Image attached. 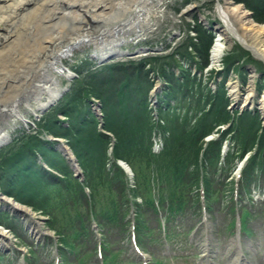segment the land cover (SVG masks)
Segmentation results:
<instances>
[{
    "label": "rangeland",
    "instance_id": "374dc122",
    "mask_svg": "<svg viewBox=\"0 0 264 264\" xmlns=\"http://www.w3.org/2000/svg\"><path fill=\"white\" fill-rule=\"evenodd\" d=\"M216 1L163 0L160 3L154 1L149 13L150 22L144 25V32L124 36L122 43L116 47L118 50L127 51V53L118 55V57L116 56L101 64L95 63V66L91 67L90 70L80 72L79 78L76 79H85L88 73L100 70L104 65L118 66L125 64L132 66L140 61H148L152 57L160 56L164 58L171 54L177 59L179 57L183 59L184 50L177 49V47L184 45L185 49L190 50L191 46L186 44L190 39L192 41L197 40L195 38L198 27L208 30V34L210 32L212 38L217 36L215 34H217L216 32L219 29H211L206 24L207 22L213 24L221 22L216 12L218 4ZM232 2L234 4H242L235 2V0H232ZM191 9L192 11H190ZM248 11L252 15V20L264 25V21H258L251 10ZM203 18H206V20L202 21ZM65 23L70 30L73 25H78V23L84 26L85 22L78 20L73 23L67 19ZM91 26L94 27V24H90ZM88 31L91 32L93 29ZM92 35L96 36L95 33H92ZM24 37L26 36L22 35L20 42L24 40ZM29 40L32 39L29 37ZM104 47L106 46L102 47L101 44L96 49L92 43L77 45V47L71 48L68 57L62 58L63 65L75 73V68L81 67V63H85L87 60H96L97 56L101 55L99 49ZM145 49L147 51L143 56H140L142 53L134 56L127 55L134 53V51L142 52ZM209 49L208 58L211 61V48ZM102 53H107L106 48H104ZM240 53L244 55L240 58L242 62L247 57L254 62V64L248 62L244 65L246 67L245 70H247L246 74H255V66L262 70L263 75L260 74L255 78L254 83L256 86L254 85V88L250 84L253 77H241L244 72L243 69L241 72L229 71L225 79H222V72L225 68L224 57ZM193 55L195 56V54ZM83 56L85 57L84 60L82 59ZM171 60L170 58L167 61L160 59L157 65H167L166 69H173L174 73L178 75ZM181 61L186 67H189L193 77L197 76L190 91H187L184 87L178 93L163 95L167 90L166 86H168L163 79V73H160L159 68L152 71L148 64L145 68L149 70L146 76H143L146 79L135 81L138 80L135 78V82H130L123 86L113 85L107 88V97L113 107L112 120L109 125L113 132L107 130L104 126L100 127L102 119L99 115L102 112L101 106L103 103L94 95L90 97L89 109L93 112L98 110L96 112L98 121L93 122L96 127L94 128L99 133L103 131L109 133V135L105 134L107 136L105 137L106 141H109L107 146L109 157L107 156V159L103 162L91 160V172L90 169L87 171L88 175L91 173V177H88L82 168L81 176L73 177L77 180L80 191L74 189L75 180L64 182L63 185H54L52 188L44 186L43 184L45 183H40L32 177L29 180L31 183L27 180L24 181L22 186L25 194L34 193L33 197L26 195L25 197L28 198L25 199L33 198L34 201L32 206L26 203L22 204L26 206L27 210H32V213L29 215L23 212V214L14 215L15 223L11 224L10 227L16 238L11 235L6 240L2 239L0 235V250L4 254L0 256V264H54V259L57 255L59 256V264H264V61L237 41H234L231 50L224 52L219 62H209L208 66L203 69V74L197 72L190 61ZM18 66L15 68L19 69L10 70L0 77V107L8 105L12 96L16 94L21 96V93L23 95V92H29L28 88L34 82L32 79V67L31 69L27 68V64H18ZM251 68L254 69L253 72ZM55 78L58 85L67 90L59 97L58 102L44 113L36 109V103L32 99L28 100V105L23 103L20 106L21 117L16 118L14 123L9 122L2 126L4 129L2 134L7 133L13 140L0 148V153L5 155L8 148L12 146V149H17V144L23 139L21 136L25 135V137H28V135L39 134L42 130L49 129L56 119L60 121L62 124L60 126L63 129H68L71 126L72 122L66 121L65 116L59 112V109L64 102L69 100L76 84L74 83L75 79L60 73L56 74ZM234 81H239V83L236 82L237 85H234L236 84L232 83ZM173 83L178 85L175 82ZM220 83H223L224 97L223 100L218 102L227 105L220 106L215 104L214 108L218 110V114L225 107L230 123L219 122L220 124H216L212 131L221 127L226 131V135L229 133L226 138L228 141L226 144L227 147L230 145V150L226 152L224 157H220V154L219 156L215 155L213 161H205L204 159V172L199 168L200 174L203 173L210 181L209 184L207 183L203 187L206 192L205 196H207L205 197V204L209 205L210 209L206 207L203 210L200 205V201L203 199H198V183L201 182L198 180L199 182L194 184L193 187H190L189 182L182 183L184 185V193H187V196L185 195L186 202L181 209L175 211V209H171V201H176V199L175 197L171 199V193H169L170 183L172 184L169 175H166L165 180L161 181V177L165 175L164 170L167 169L163 168L164 162L166 161L164 167L168 163L171 164L173 162L172 156L174 155L171 154L164 160L165 158L161 152L166 140L170 139L171 136L176 140L177 138L174 137L176 134L178 140L182 139L177 131L173 132L170 128L172 127L173 130L184 128L181 126L182 120L177 118L183 117V114L188 112L189 109L191 112H188V115L192 116V118L194 114L198 115L202 108L203 110L209 109L208 106L210 104L207 98L205 99V95H212V91L214 93ZM200 85V90L204 94L202 97L198 93ZM136 86L139 89L138 93L134 92ZM124 90L127 91L128 95L122 96L127 99L125 107L118 105L117 97ZM249 91L253 92V100L250 101L253 103L252 105L244 102ZM154 92L157 96H164V101L160 106H156L153 101L152 94ZM182 92L188 94L186 98L183 97ZM66 95L67 98H65ZM21 97L24 98L23 96ZM44 97L45 94H42L40 96L41 100L45 101ZM208 98L210 100L212 97ZM198 100L201 101L199 102ZM79 109L69 106L66 108V110L70 111L69 119L76 121V123H73L75 125L81 122L82 116L84 117V112ZM144 111H146L149 119V122L146 123L147 129L149 128L146 131L148 134L146 135V141L138 150L133 147L128 149L127 151L130 153L128 154V159L125 160L130 162L134 173L132 177L124 174L123 183L130 189L126 193L127 197L122 198L118 194H113L114 190L100 187L93 196L94 198L96 197L93 200L96 205L94 207L88 197L93 189L91 180L97 178L100 181L105 178L106 172L109 176L114 175L112 172L116 174L113 167L114 160L109 150L111 146L113 148L116 139L127 143L131 132L136 134L137 131H141V133H144ZM38 114L40 116L37 119ZM156 119H159L158 124H154ZM191 122V126L195 124L193 119ZM234 125H237L238 128L234 129ZM76 129L79 128L76 127ZM217 131H214L212 137H220V131ZM90 132L91 129H85L81 134L87 135ZM154 133H159L162 139V144L154 148L155 150H161V152L160 150L158 151L159 153H154L156 155L150 150L151 140L154 143L156 138L152 136ZM82 139L78 140L81 141ZM157 140L159 141L160 139L158 138ZM194 141L186 138L184 141L181 140L179 142V146L182 147V149L179 148L181 149L179 152L181 160L188 156L191 150L188 147L189 145L192 146ZM203 144L205 143L201 142V145ZM243 148L246 150L244 151ZM203 149L202 151H204ZM243 151L244 153L242 154ZM149 152L151 157L148 154ZM83 154L81 158L88 155L90 158L93 155L92 152L86 151ZM253 154H256V159L252 162L254 164L251 173L252 181L249 182L245 191L240 189L238 192L235 187L237 184L242 183V178L239 180L238 175ZM240 160L242 164L237 168ZM87 164H89V161ZM103 167L105 171L99 169ZM192 169L189 168V171H192ZM71 174L73 175L72 172ZM116 175H119V177L114 182L113 189L114 186L116 188L122 186V181L118 179L121 176L120 171ZM166 180L170 183L166 182ZM83 189L88 190V193L83 194L85 197L81 194ZM133 189L146 193L149 191L153 195L154 205L158 207L154 216L144 212L143 215L141 214V218L133 217L130 197L135 198V202L137 201L138 204L141 203V198L134 194ZM110 195L114 196L113 200L116 203H119L117 210L108 215L101 214L100 203L110 197ZM45 202L46 204L44 205ZM127 206L129 210L124 214L122 211ZM91 209L100 213L104 218L101 225L96 224L97 219L95 220L90 214ZM111 214L116 216L117 219H109L108 216ZM157 216L159 217L160 225L156 221ZM239 216H241V229L239 223H237ZM1 217L4 219L2 215ZM135 218L139 219V224H137L139 225L137 231L139 240L136 239V236L135 239L139 243V248L143 250L142 252L135 249L134 241L131 237L133 229L131 222ZM62 240L66 241L67 244L63 245ZM99 242H102L100 250L103 253L102 258L97 255L96 251ZM239 250L243 256H239ZM7 251L8 254L5 253Z\"/></svg>",
    "mask_w": 264,
    "mask_h": 264
},
{
    "label": "trees",
    "instance_id": "16d2710c",
    "mask_svg": "<svg viewBox=\"0 0 264 264\" xmlns=\"http://www.w3.org/2000/svg\"><path fill=\"white\" fill-rule=\"evenodd\" d=\"M237 3H242L245 5V7L248 10H251L252 14H254L255 18L258 21H264V0H235ZM196 41H192L191 39L188 40L187 46H191V50L185 49L182 45L181 47L178 46L177 49L184 50L186 52L182 54V58L180 57L177 59L173 57L174 55L171 54L169 56H165L164 58L160 56L152 57L148 61L142 62L140 61L139 63L133 64L132 66L130 65H104L102 69L100 70H95V71H89L91 73H88L86 75V78H82L81 80H78L75 78L74 83V90L72 94L69 97V100L63 103L62 107L59 109L60 113H62L65 116V120L68 122H72L71 126L68 129H63L60 125L59 120H55L53 122V125L50 126L49 129L47 130H42V132H39V134L35 135H28V137L25 135L21 136L23 138L18 144H17V149H12V147H9L6 154L0 153V190H2L3 193L6 195H10L14 198V200H17L19 202L22 201V203H26L30 206L33 205V198H30L29 200L25 199L28 197H25L28 195L29 197H33L34 193H26L23 191V186L22 183L24 181L30 182V177L36 179L40 183H45L43 184L46 187L52 188L54 185L60 184L63 185V183H67L70 180H75L74 184V189H77L80 191V188L78 186L77 180L72 176L71 170H70V165L67 164L65 158L60 154V151L58 150V143L56 141L48 140L47 136L52 134L56 137H64L66 139V143L70 146L71 150L73 153L76 155L78 162L83 170V172L88 176L87 171L92 168L91 160H96L98 162H103L107 159V156L109 157L107 153V146L109 141H106L107 137L105 133H99L96 131V127L93 125L94 121H98L96 119L95 114L93 111H91L89 103H90V97L94 95L96 98H98L103 105L101 106L102 109V123L103 126L107 130H111L109 125L111 122V114L113 111L112 104L110 105V100L107 97V88H110L113 85H118V86H123L124 84H129L130 82H135V81H140L144 78L143 76H146V73L149 69L145 68L146 65L148 64L150 69L156 70V68L160 69V73H163V79L167 83L168 86H166L167 90L164 92L163 95H168V93H178L179 91H182L183 88L185 87L187 91H190L193 88V82L195 81V78L191 74L189 67H186L184 63L181 60L184 61H190L195 68L197 72L204 73L203 69L206 68L209 64V48L211 45V42L213 41L211 33L206 29H202L198 27L196 29ZM176 49V51H177ZM195 54V56L193 55ZM243 54H236L232 56H225L224 57V71L222 72V79H225L229 69L235 65V63L242 58ZM88 56V55H87ZM246 57V56H245ZM84 56L82 59L84 60ZM171 60L173 62L175 69L178 72V75L174 73L173 69H166L167 65H157L158 61L160 59H165ZM246 60L250 61V58H245ZM86 61V60H85ZM169 62V61H168ZM96 61L95 60H87L85 63H81V67L75 68L77 74L79 75L80 72H85L86 70H90L91 67L95 66ZM108 66V67H106ZM158 66V67H157ZM142 77V78H141ZM137 78L138 80H135ZM135 80V81H134ZM173 82L177 83L178 85L174 84ZM223 82V81H221ZM201 85L198 87V93L200 96H204L202 90H200ZM134 92H139L138 87H135ZM215 93V94H214ZM212 92L211 94H206L205 99L209 101V109L200 110V113L198 115L194 114L193 118L192 116L188 115V112H191L189 109L188 112L183 114V117L178 120H182L181 126L184 127L183 129H172V131H177L178 135L181 136V140H185L186 138H189L191 141L195 140L192 144V146L189 145L190 153L188 154L187 157L182 158V160L179 158V152L182 149V147L179 146V142L181 140H178V136L175 134L174 137L177 138L176 140L172 138L166 140V144L163 148V157L166 160L169 155H174L172 156L173 162L170 164L168 163L166 167L165 162L163 168H167L164 170V174L161 177V181L165 178L166 175H169L170 177V182L166 180V182L170 183V192L171 193V199L175 197L176 201L173 200L171 201V209H181L184 206V203L186 202L185 195L187 196V193H184V185L182 184L183 182H189L190 187H193L194 184H197L200 180L201 182L198 183V186H203L205 187L206 184H209V178L204 176V174H200L199 168L202 172H204V167L205 164L203 163L204 159L205 161H213V157L219 156L220 153V145L222 143V139L226 137V131H221L218 138H215L214 140L205 142V145H201V142L203 141V136L206 134L210 133V131L213 130L216 124L224 123V122H229L228 121V114L227 111L224 107L222 112H218L215 108V104H219L220 106H224L227 104H223L221 101L223 100L224 97V92H223V83H220L217 86V89L215 92ZM183 97L186 98V95L184 92H182ZM127 95V91L124 90L123 92L117 96L118 97V105L125 107V104L127 102V99H124L122 96ZM160 96V100L164 99V96ZM128 96V95H127ZM212 97L210 100L208 97ZM67 98V95L66 97ZM203 100V98H201ZM201 100H198L199 102ZM74 107V108H80L79 110L84 112V117L82 116L80 119L81 122L79 124L75 125L73 123H76V121L70 120L69 119V114L70 111L66 110L67 107ZM112 107V108H111ZM212 108V109H211ZM211 109V110H210ZM195 112V111H194ZM210 117V119H208ZM144 133H141V131H137L135 134L134 132H131L129 135V138L127 139V143L124 141H117L115 140L116 143L113 145V148L111 150V155L113 157V167L115 169V172L117 174L118 171H120V178H118L120 181H122V186L125 185V187H117L114 186V182L117 180V177L119 175H116L115 173L112 172V176H109L106 172L105 178L101 179L100 181L97 180V178H94L91 180V186H92V191L89 194V199L90 203L95 207V202L93 201L95 198L94 193L98 188L100 187H105L108 190H114L113 194H118V196L122 198H126L127 195L126 193L130 191V189L127 188V185L123 183L125 176L124 173L122 172L121 168L115 163L116 159H122V160H127L128 159V154L130 153L127 151L128 149H131L132 147L135 148L136 150L140 149L141 146L145 143L146 135L147 134V127L146 123L149 122V119L147 118L146 111H144ZM192 119L194 120L195 124H192ZM227 119V120H226ZM54 121V120H53ZM172 121V120H171ZM180 126V127H181ZM78 127L79 129H76ZM95 127V128H94ZM103 127V128H104ZM238 128L237 125H234V129ZM85 129H91V132L87 135L81 134L82 131ZM82 130V131H81ZM113 132V130H111ZM149 133V132H148ZM83 138L81 141L78 139ZM124 139V138H123ZM187 144V143H186ZM91 147H90V146ZM204 149H203V148ZM245 147V146H244ZM11 148V149H10ZM181 148V149H179ZM202 149L204 151H202ZM244 151L246 150L243 148ZM92 152L93 155L89 158L88 156H84V158H81V155H84L83 152ZM242 152V154L244 153ZM126 152V153H125ZM149 156L151 157L150 152L148 153ZM200 155V158H199ZM256 154H253L249 157L248 162L244 169L241 172V177L240 179L242 180V183L239 185V190L242 189L245 191L247 185L249 184L250 181H252L251 173L253 170L254 164L252 162L255 161ZM83 159V160H82ZM89 161V164L87 162ZM41 162H44L50 170L56 171L59 175H56L52 171L50 172L49 170H46L42 165ZM126 162V161H125ZM130 164V162H128ZM131 165V164H130ZM189 168H193L192 171H189ZM98 169V168H97ZM102 171L104 170L103 168H99ZM105 173V172H104ZM73 178V179H70ZM165 180V179H164ZM31 183V182H30ZM29 183V184H30ZM183 185V186H182ZM66 187V185H64ZM197 186V187H198ZM163 189V188H162ZM117 192V193H116ZM134 194L137 195V197L141 198V203L138 204L137 201L135 202V198H131V208L134 209L135 212V217L141 218V214L143 215L144 212L149 214L150 216H154L157 212V206L154 205V200H153V195L148 191V193L144 191H137L133 189ZM205 192V188H204ZM88 193L83 189V193L85 194ZM132 195V194H131ZM206 195V192H205ZM84 196V195H83ZM133 196V195H132ZM85 197V196H84ZM112 195L110 197L106 198L102 203H100V213L108 215L110 213L116 212L117 210V205L119 203H116L113 200ZM207 197V196H205ZM199 199V196H198ZM206 200V198H205ZM46 202L44 203V205ZM201 205V204H200ZM125 206V205H124ZM208 207L210 209L209 205H205V208ZM128 206L126 209H124L122 212L126 214L128 212ZM95 212L93 209H91L90 214L95 218L96 224L101 225L102 221L104 218L102 215ZM109 219H117L116 216H113L112 214L108 216ZM105 218V219H108ZM135 218V228H136V239L137 238V231L139 224V219ZM51 220V219H50ZM156 221H158L159 224V217H156ZM141 226V224H140ZM159 227V226H158ZM63 245L67 244L66 241L62 240L61 241Z\"/></svg>",
    "mask_w": 264,
    "mask_h": 264
},
{
    "label": "bare ground",
    "instance_id": "6f19581e",
    "mask_svg": "<svg viewBox=\"0 0 264 264\" xmlns=\"http://www.w3.org/2000/svg\"><path fill=\"white\" fill-rule=\"evenodd\" d=\"M154 1L160 3L163 0H0V77L10 70L19 69L15 68L18 64H27V68L32 67L34 81L28 88L29 92L21 93L24 98L16 94L8 105L0 107V142L8 137L6 133L2 134V126L21 117L20 106L23 103L28 105V100L32 99L39 110L61 92L63 88L55 77L58 73L66 77L71 74L62 62L71 48L92 43L96 49L102 44L107 52H112L122 43L124 36L144 32V25L150 22L149 13ZM216 3L221 22L214 23L215 26L206 23L211 29H219L210 45L212 63L219 62L224 52L232 49L234 41L264 61V25L251 19L252 15L244 4H234L232 0H217ZM67 19L73 23L78 20L85 23L84 26L80 23L73 25L69 30L65 23ZM91 29L93 31L89 32ZM22 35L26 37L20 42ZM141 53L143 56L146 52ZM248 62L254 64L252 60H238L230 69L235 72L243 69L241 77H253L250 84L254 88L255 78L262 74V70L255 66V75L246 74L244 65ZM42 94H45V101L40 98ZM252 94L249 91V96L244 99L248 105L253 104L250 102ZM125 170L128 173L126 167ZM12 205L30 212L21 205L13 202ZM0 233L2 239L10 238L2 229Z\"/></svg>",
    "mask_w": 264,
    "mask_h": 264
},
{
    "label": "water",
    "instance_id": "95a60500",
    "mask_svg": "<svg viewBox=\"0 0 264 264\" xmlns=\"http://www.w3.org/2000/svg\"><path fill=\"white\" fill-rule=\"evenodd\" d=\"M79 45H80V44H79ZM79 45H78V46H79ZM76 47H77V46H76ZM146 51H147V50L145 49L144 52H146ZM125 53H127V51H124V50L122 51V50H118V49H115V50H113L112 52H107V53H102V52H101V55H100V56H99V55L97 56L96 61L98 62V64H101V63H103V62H106V61L111 60L112 58H115L116 56L118 57V55H123V54H125ZM115 54H117V55H115ZM136 54H141V52H136V51H134V53H132V54L130 53V54H127V55L134 56V55H136ZM114 55H115V56H114ZM69 76L72 77V78L75 77L73 74H70ZM66 90H67L66 88H63V89L61 90V92H60V93H59L54 99L48 101V103H47L46 105H44L43 107H41V108L39 109V111H40L41 113L47 112V111L49 110L50 107H52L53 105H55V104L58 102L59 97H60V96L66 91ZM39 116H40V115L38 114L37 119H38ZM0 131H2L1 128H0ZM6 135H8V134L6 133ZM50 138L54 139V140L57 141V142L60 141L59 139H56V138H54V137H50ZM11 140H12V137H11L10 135H8V137L6 138V141H4V142H0V148H2L3 146H5L7 143L11 142ZM66 148H67V147H66ZM64 155L66 156L67 161L72 165V167L75 165V172H76V175L79 176V175H80V169H79V167H78L77 160H76V158H75L74 156L71 155V153H70V149H69V148H67V151H65ZM119 163H121V164H122L124 167H126L127 170L129 171V168H128L127 164H125V162H119ZM73 164H74V165H73ZM76 165H77V166H76ZM0 201H4V202L9 201L7 204L12 206V199L9 198V200H8V199L6 200L5 197H2L1 194H0ZM14 210L17 211V212H19V213L21 212V210H19V209L16 208V207H14Z\"/></svg>",
    "mask_w": 264,
    "mask_h": 264
},
{
    "label": "built area",
    "instance_id": "2783aa9c",
    "mask_svg": "<svg viewBox=\"0 0 264 264\" xmlns=\"http://www.w3.org/2000/svg\"><path fill=\"white\" fill-rule=\"evenodd\" d=\"M252 69V68H251ZM256 70V69H255ZM254 71V69H252V72ZM231 72H235V71H231ZM237 75H238V73H236ZM255 75V74H254ZM236 82H238L239 83V81H234V82H232V83H236ZM234 85H237V83L236 84H234ZM233 85V86H234ZM264 98V97H263ZM253 99V98H252ZM159 146V143L158 142H155V148H157Z\"/></svg>",
    "mask_w": 264,
    "mask_h": 264
}]
</instances>
